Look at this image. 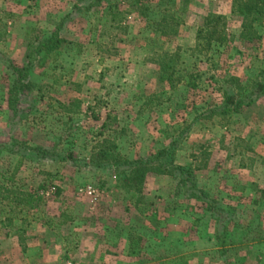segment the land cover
<instances>
[{
	"label": "rangeland",
	"instance_id": "obj_1",
	"mask_svg": "<svg viewBox=\"0 0 264 264\" xmlns=\"http://www.w3.org/2000/svg\"><path fill=\"white\" fill-rule=\"evenodd\" d=\"M243 1L0 0V144L49 151L7 183L43 201L24 221L0 215V264H264V19ZM55 31L57 54L36 53ZM105 139L130 160L171 148L193 173L135 191L126 165L91 163ZM17 160L2 150L0 173Z\"/></svg>",
	"mask_w": 264,
	"mask_h": 264
},
{
	"label": "trees",
	"instance_id": "obj_2",
	"mask_svg": "<svg viewBox=\"0 0 264 264\" xmlns=\"http://www.w3.org/2000/svg\"><path fill=\"white\" fill-rule=\"evenodd\" d=\"M140 1V0H138ZM111 9L108 11V15L111 16L110 21H116L123 18L122 14L118 11H114V6L110 7ZM239 10L242 13H247L249 16L256 13V17L254 20L264 19V0H245L240 6ZM207 21H214L213 19ZM208 25V24H207ZM252 23H248L242 31L241 36L243 38H250V29H252ZM63 42V38L60 37L59 32L55 31L51 36L45 37L40 41V47L36 53L48 52L51 53L56 51L61 46ZM30 66V63H29ZM27 71V68L22 69V72ZM170 71V67L168 64L163 63V79L169 82H174V72L170 73L167 77L165 74H168ZM171 72V71H170ZM180 80V81H179ZM181 79H177V82H181ZM192 87H196L195 82H189ZM30 85L33 83L30 82ZM21 86H25L20 79H16L14 82V86L12 89V93L16 95ZM256 89L264 94V82L256 81L255 83ZM238 95L232 94L227 95V101L230 104H235ZM16 100V97H14ZM13 100V99H12ZM241 104V102L239 103ZM15 104L11 101V107H14ZM106 126V123L103 124ZM29 145L25 141H21L18 139H13L8 143L0 144V152L2 150L7 151L9 153L18 155V160L16 161L14 168L12 169L9 175H4L0 173V215L4 217V220L12 222L15 219L25 220L28 212H31L36 206H38L42 201L43 197H41L38 193H31L28 190L23 191L20 189H14L10 184H7L14 180L18 171L21 168V164L25 157L30 156L36 152L41 156L49 153L46 149L42 147H28ZM27 148L22 151V148ZM171 148H163L153 152L149 157L142 158L138 160H130L124 157L121 152L118 150L117 143L112 142L109 139H105L100 143L97 148L94 150L93 155L91 157V163L97 166H110L117 165L123 166L126 165L128 169L122 171L123 173L129 174L130 187L135 191H141L142 186L144 185L147 175L149 173H156L160 175H172L175 172V169H180L182 171L187 170L189 174L193 173V168L191 166H179L175 168L171 161L170 157L174 155ZM70 156H73L72 154ZM96 158L98 160H96ZM103 161V162H102ZM194 187H196L194 185ZM201 194L206 195L205 191H201ZM217 202L213 199L210 201L209 206L206 207L207 211L211 214H216L219 212V209L216 207ZM74 220V217L67 213L61 214L60 223H67ZM135 252V248L132 249ZM186 256L181 257L180 260H185Z\"/></svg>",
	"mask_w": 264,
	"mask_h": 264
},
{
	"label": "crops",
	"instance_id": "obj_3",
	"mask_svg": "<svg viewBox=\"0 0 264 264\" xmlns=\"http://www.w3.org/2000/svg\"><path fill=\"white\" fill-rule=\"evenodd\" d=\"M129 235H130V233H129ZM129 238V239H128ZM128 238H127V243L126 244H123V246H121V248H122V254H126V255H122V256H127V250H129L130 248H132L133 249V247L135 248V246H134V244L132 245V243H131V241H130V236H128ZM180 259V258H179ZM178 259V260H179ZM188 260V258H186L185 260H180L181 262H186ZM191 260H189L188 261V263L190 262ZM146 264H170V262H165V260L163 261V262H161V263H157L155 260H153V259H147V262H145ZM190 264V263H189ZM191 264H192V261H191Z\"/></svg>",
	"mask_w": 264,
	"mask_h": 264
}]
</instances>
